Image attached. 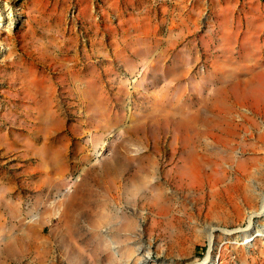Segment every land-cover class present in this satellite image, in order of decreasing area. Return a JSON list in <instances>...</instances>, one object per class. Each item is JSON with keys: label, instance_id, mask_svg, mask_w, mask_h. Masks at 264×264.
<instances>
[{"label": "rangeland", "instance_id": "rangeland-1", "mask_svg": "<svg viewBox=\"0 0 264 264\" xmlns=\"http://www.w3.org/2000/svg\"><path fill=\"white\" fill-rule=\"evenodd\" d=\"M114 198L138 228L99 264H201L261 210L264 0H0V264H96L121 234L80 205Z\"/></svg>", "mask_w": 264, "mask_h": 264}, {"label": "bare ground", "instance_id": "bare-ground-1", "mask_svg": "<svg viewBox=\"0 0 264 264\" xmlns=\"http://www.w3.org/2000/svg\"><path fill=\"white\" fill-rule=\"evenodd\" d=\"M50 99L56 105L60 104V98L59 96H57L56 92H54L53 95L50 96ZM119 199L114 198L112 201L110 200L104 203L102 202L101 206H99V204L96 201L90 199L88 202L82 203L80 205L81 208H87V210L90 208V211L95 213L94 216L99 218V220L97 221L96 227H102L101 224L107 225L111 223L113 224L112 226H114L112 227L113 230L121 234V235H114L113 238H108L107 237L108 235L105 236L106 237L105 248L102 247L103 249L100 248V252H97L96 254H92L93 255L92 261L96 262V264H99L97 262H99L103 258H105L106 261L113 260L116 263H118V259L120 257L125 260L130 255L131 248L128 247V244L125 245L124 243L129 241L130 239L128 236L129 233H136V230L138 228L137 227L138 223L136 219L130 217V214L128 216L125 211H121L120 213L118 212V208L120 207V204L122 203L118 201ZM262 201H263V204H262L261 210L256 213H252L249 216V223L247 227L245 228H238V229L231 230L228 228L221 227L220 225H217V226H211L207 230H203L208 240V251L203 261L200 262L201 264H212V263L214 264L217 262L218 258L214 257L213 252L215 248V237H216L215 234H216V231L218 230H221V232H223L226 236L233 235L234 233H237L238 231L246 232V237H244V242H243L244 245L245 244L246 245H252V244L256 245L257 240L259 241V240L264 239V229L254 228L255 227L254 217L258 216L259 214H264V199ZM134 206L138 207L137 211H139V209H144L143 205L141 204H134ZM126 207L127 206H125V208ZM82 212H84V209L82 210ZM252 230L253 232H251ZM37 232H39L40 234L42 233L39 230ZM115 245H117L116 248L118 247L119 249L118 254L114 251Z\"/></svg>", "mask_w": 264, "mask_h": 264}, {"label": "crops", "instance_id": "crops-1", "mask_svg": "<svg viewBox=\"0 0 264 264\" xmlns=\"http://www.w3.org/2000/svg\"><path fill=\"white\" fill-rule=\"evenodd\" d=\"M262 240H264V239H262ZM258 241V240H257Z\"/></svg>", "mask_w": 264, "mask_h": 264}]
</instances>
